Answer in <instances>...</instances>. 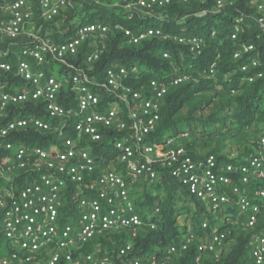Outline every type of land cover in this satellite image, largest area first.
<instances>
[{
    "label": "built area",
    "instance_id": "built-area-1",
    "mask_svg": "<svg viewBox=\"0 0 264 264\" xmlns=\"http://www.w3.org/2000/svg\"><path fill=\"white\" fill-rule=\"evenodd\" d=\"M171 2L136 0L125 8L152 11ZM225 3L231 5L232 0H214V7L220 11ZM69 5L70 0H39L35 10L32 0L0 2V151L5 152L0 160L4 184L0 187V264H169L172 256L187 251L190 242L196 243L191 264H202L209 255L218 259L231 242L227 231L220 229L224 225L251 232L252 264H264V132L254 153L227 161L213 154L190 156L177 142L187 138L186 133L155 142L161 102L170 86L183 83L184 78L150 80L146 90H136L125 82L128 69L116 64L104 70L102 82L97 83L83 66L98 60L108 27L80 25L71 39L58 44L41 27ZM253 5L262 15L258 25L264 28V0ZM120 30L133 45L160 36L158 28L140 33ZM175 40L193 53L200 52L196 37ZM85 44L92 50L82 66L75 60ZM16 45H20L18 52L13 50ZM242 49L243 55L254 50L252 45ZM257 68L258 63L250 59L241 71ZM253 74L249 82L262 78L260 72ZM68 89L73 102L66 98ZM105 95L108 100L103 104ZM31 106L40 107L41 115H22ZM32 129L54 138L44 137L43 145L21 141L20 136ZM110 154L116 155L118 169L106 164ZM164 175L199 203L201 229L210 230L197 240L187 226L184 240L169 246L165 258L151 255L144 262L134 256L133 239L146 227L155 230L156 224L143 222V210L134 203L128 185L152 184ZM20 178L25 184L18 187ZM73 203L77 211L65 213ZM75 214L77 220L70 223ZM144 215L149 220L150 215ZM121 231L120 246L109 248V235Z\"/></svg>",
    "mask_w": 264,
    "mask_h": 264
},
{
    "label": "trees",
    "instance_id": "trees-1",
    "mask_svg": "<svg viewBox=\"0 0 264 264\" xmlns=\"http://www.w3.org/2000/svg\"><path fill=\"white\" fill-rule=\"evenodd\" d=\"M9 1L13 0H0ZM32 1L37 10L39 0ZM119 1V5H113L112 0H70L69 7L61 15L41 27L58 44L71 39L80 25H106L108 32L100 45L103 49L98 60L83 66V61L92 50L87 44L83 45L75 60L86 72H90L97 83L102 82L104 70L116 64L128 69L130 74L125 82L136 90H146L150 80L172 82L175 77L184 78L183 83L170 86L161 102L160 119L153 132L155 142L163 141V137L172 138L186 133L187 138L177 139V142L193 158L213 154L217 159L227 161L232 156L241 159L254 153L257 139L264 132V28L258 25L257 18L262 15L253 5L259 0H232L231 5L225 3L220 11L214 7V0H205L200 4L193 0L185 3L172 0L171 4L153 8L152 11L138 6L125 8L136 0ZM120 28L133 33L158 28L160 36L133 45L123 37ZM233 34L236 35L234 40ZM178 37L198 38L200 52L193 53L188 46L178 44L175 40ZM244 45H252L254 50L243 55ZM238 52L241 56L235 58ZM164 53L168 54L167 58L163 57ZM250 59L258 63V68L242 72V65L248 64ZM211 67L213 74L209 73ZM254 72H260L262 78L249 82ZM67 93L66 98L73 102L69 89ZM106 100L107 95L103 104ZM29 108L22 115H41L38 112L40 107ZM47 136L54 138L53 134L44 136L32 129L24 132L20 140L43 145ZM233 143L240 146L235 154L228 149ZM4 155L5 152L0 151V160ZM115 156L107 155L106 164L111 168L116 165ZM97 161L100 162L99 159ZM24 184L20 178L16 186ZM2 185L0 181V187ZM148 188L155 191L156 202L148 212L143 211L141 217L146 224H156V229L149 231L146 227L144 233L133 239L135 257L144 262L151 255L165 258L169 246H178L184 240L187 226L197 240L209 233L210 229L205 232L201 229L203 216L199 203L174 180L164 175L152 184L130 183L129 194L138 207L149 204L151 195L146 193ZM192 207L195 213L191 216ZM156 209L159 211L157 214L154 213ZM69 210L65 213L76 212V203ZM145 213L150 215L149 220L144 217ZM181 214L184 218L177 222ZM220 229L227 231L231 242L222 248L218 259L209 255L202 264H252L248 249L251 232L229 225ZM123 233L110 234L107 246L118 248ZM195 244L190 242L187 251L172 256L169 264H191L196 255Z\"/></svg>",
    "mask_w": 264,
    "mask_h": 264
},
{
    "label": "rangeland",
    "instance_id": "rangeland-1",
    "mask_svg": "<svg viewBox=\"0 0 264 264\" xmlns=\"http://www.w3.org/2000/svg\"><path fill=\"white\" fill-rule=\"evenodd\" d=\"M125 1V0H124ZM112 3H113V5L114 4H120V1L119 0H112ZM18 43H22V39H18V41H17ZM13 50L14 51H16V52H18V51H20V45H16L14 48H13ZM240 148V146L239 145H237V143H233L228 149L229 150H231V152H232V154L234 153H237ZM148 195H151V198H150V200H149V204H145V205H142L141 207H139L138 209H141V210H143V211H149V208H151L154 204H155V202H156V200L154 199V197H155V191L153 190V189H151V188H148L147 189V192H146ZM195 213V211L192 209V211H191V216L193 215ZM201 215L203 216V214L201 213ZM77 218H78V214H75L71 219H70V223H72V222H74V221H76L77 220ZM184 218V216H183V214H181V215H179L178 217H177V222H179L180 220H182Z\"/></svg>",
    "mask_w": 264,
    "mask_h": 264
}]
</instances>
